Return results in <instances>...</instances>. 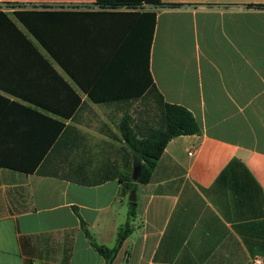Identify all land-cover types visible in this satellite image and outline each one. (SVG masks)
I'll return each instance as SVG.
<instances>
[{"label": "crops", "instance_id": "obj_1", "mask_svg": "<svg viewBox=\"0 0 264 264\" xmlns=\"http://www.w3.org/2000/svg\"><path fill=\"white\" fill-rule=\"evenodd\" d=\"M161 3L145 7L151 77L202 134L173 139L137 186L134 230L111 264H252L264 259V0ZM20 11L45 16L49 41L74 47L91 92L129 97L127 70L124 88L107 80L135 25L96 0H0L14 23ZM15 24L42 55L0 56L28 64L0 72V264H107L94 244L114 248L130 211L129 150L110 116L129 105L91 101Z\"/></svg>", "mask_w": 264, "mask_h": 264}, {"label": "trees", "instance_id": "obj_2", "mask_svg": "<svg viewBox=\"0 0 264 264\" xmlns=\"http://www.w3.org/2000/svg\"><path fill=\"white\" fill-rule=\"evenodd\" d=\"M97 6L106 13H117L123 16L130 25H135L137 30L136 43L128 48V53H122V63L112 69V77L107 81L118 83L123 81L125 86V70L128 72L129 79L127 86L129 97L114 100L113 95H109L104 100L102 96L95 95L87 86V78L84 70L86 64L72 60L74 47L66 44L55 45L49 41L50 36L45 35L42 29H47L45 16L35 12H16V18L27 29L28 33L40 42L42 47L56 59L62 69L81 87L88 95L89 99L97 104H109L120 102L130 105L132 102L139 101L148 95H154L157 102L160 116V127L153 128L143 125H135L129 115L123 116L119 124V132L122 141L129 150V166L131 172L125 175L124 191L129 194L137 186L149 183L151 175L160 158L162 157L167 145L175 138L182 136L201 135L202 130L194 114L183 106L166 103L163 95L155 86L150 73V51L155 27V15L146 12V6H163L161 0H96ZM8 7H18L8 5ZM176 7V6H171ZM125 10L124 12H118ZM29 35L22 32L9 17L0 12V56H41L42 53L28 39ZM127 59V61L125 60ZM49 69L54 71L49 62L44 61ZM49 64V65H48ZM26 63L16 64L9 61H0V72L13 71L17 66L27 68ZM81 71V72H80ZM121 76V77H120ZM123 78V79H121ZM122 80V81H121ZM0 88L7 89L3 84ZM113 88V87H112ZM114 87L113 89H117ZM72 90V89H70ZM132 91L136 93L132 94ZM19 98L31 101L24 94H15ZM0 99H3L0 97ZM37 103V102H34ZM43 107V106H42ZM47 111L55 115L66 118L62 112L47 108ZM67 119V118H66ZM62 128V125H61ZM142 166V175L137 183L132 179L134 167ZM38 167V166H37ZM41 170L39 174H43ZM98 182H95L96 185ZM128 222L119 229L117 234L116 246L112 249L94 244L96 251L111 264L115 259L119 249L134 230L133 221L137 215V203H129Z\"/></svg>", "mask_w": 264, "mask_h": 264}, {"label": "rangeland", "instance_id": "obj_3", "mask_svg": "<svg viewBox=\"0 0 264 264\" xmlns=\"http://www.w3.org/2000/svg\"><path fill=\"white\" fill-rule=\"evenodd\" d=\"M10 9H15L19 7H8ZM8 16V15H7ZM14 19L17 22V18L14 15ZM15 22V23H16ZM19 23V22H18ZM109 111H105V114L107 117H109ZM129 115L135 125H143L146 124L147 126L153 127V128H159L160 127V116L158 112L157 102L155 100L154 95H148L143 99H140L139 101L132 102L128 106L127 112H121V113H112V120L117 121L114 123L116 129L119 131V124L120 120L123 116ZM131 172V167H128V174Z\"/></svg>", "mask_w": 264, "mask_h": 264}, {"label": "water", "instance_id": "obj_4", "mask_svg": "<svg viewBox=\"0 0 264 264\" xmlns=\"http://www.w3.org/2000/svg\"><path fill=\"white\" fill-rule=\"evenodd\" d=\"M142 175V166L137 165L134 167L132 179L135 183H137ZM129 202L130 203H137V191L136 189H133L129 196Z\"/></svg>", "mask_w": 264, "mask_h": 264}, {"label": "built area", "instance_id": "obj_5", "mask_svg": "<svg viewBox=\"0 0 264 264\" xmlns=\"http://www.w3.org/2000/svg\"><path fill=\"white\" fill-rule=\"evenodd\" d=\"M251 262L252 264H264V259L260 256H255Z\"/></svg>", "mask_w": 264, "mask_h": 264}]
</instances>
